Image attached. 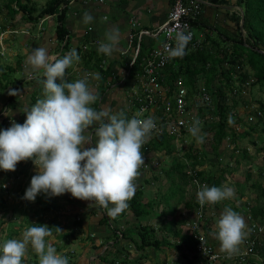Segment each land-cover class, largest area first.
Returning <instances> with one entry per match:
<instances>
[{
	"label": "crops",
	"instance_id": "1",
	"mask_svg": "<svg viewBox=\"0 0 264 264\" xmlns=\"http://www.w3.org/2000/svg\"><path fill=\"white\" fill-rule=\"evenodd\" d=\"M200 1H203L205 7L200 17L199 24L193 26L195 37H201L205 42V48L211 47L213 42L214 46H212V50H219L227 47L229 41L236 33L235 24L232 20L234 17L233 14H239L241 10L236 5V0H222L218 4L210 3L209 0ZM170 3L171 0H106L103 3H99L97 0H69L66 5L61 6L65 8L63 18V40L66 42L65 48L62 46L64 41L58 40L55 36L54 25L56 24V20L54 16H51L49 20L42 23L40 29H36L35 33L29 31L24 33L26 34V37L23 38L24 40H17V42L21 45V50L26 48L29 49L31 53L34 48L44 47L48 50L49 55L53 57H60L63 50H65V54H67L74 48L80 56V61L66 69V80L68 82H73L87 76L89 86L95 94H98V87L102 82L101 74L98 79L94 78L95 74H99L94 68L96 64L95 60L101 58L98 68L101 70L107 69L109 75L104 79V87L101 86V89H99L102 91L98 96L99 99L91 106L96 109L107 106L111 108L113 112L123 111V108L129 106V96L135 91L134 82L137 80L136 76L134 79L132 77L129 79L127 78L130 73L129 67L135 56L133 49L138 46V50L141 51L140 63L138 65L142 72L144 59L162 42L160 35L156 37H149L146 35L139 36V32H154L157 30L166 19ZM85 13H90L93 17V21L89 24L83 21ZM240 20L237 32L239 31L241 35H243L241 17ZM113 29L118 30L119 35L118 40L115 41V51L111 57H108L99 53L97 49L100 42H106V33ZM130 34L132 35L131 44L128 43V36ZM159 38L160 41L157 42ZM29 42L30 45H28ZM90 51L94 52L89 54ZM30 53H24V64L21 61L23 56L16 54L18 63L16 62L15 65L18 67L21 61V66L18 67L19 70L22 71L21 78H25V74H30L32 79L30 80L29 78V81L23 80L21 82L12 81V84H16L15 87L17 88L14 93L12 92L13 94H9L11 91L10 88L9 92L7 91L5 99L0 95V107L6 103L1 118L5 119V117H7L9 121L11 119L16 122L24 115V110L27 107L33 105L37 99L42 98L40 96H35L34 101H31V96L35 90L34 86H32L34 84L33 78L41 77L42 74L39 75V73L40 71L43 73V69L33 70L28 60ZM126 80H129V86H125ZM198 82L201 83L202 80H197V83ZM4 89L9 88L7 87ZM9 111L12 114L11 117L5 115L8 114ZM7 126H11L10 122H8ZM89 131L93 130L90 129ZM89 146L94 147V141L91 145H85L86 148ZM145 156H147V162L150 164V162L157 160L159 155L148 151ZM26 162L27 168L23 170L22 173H17V175V170L9 172L8 174L1 173L0 171V199L4 201V207L6 206L7 209L13 208V210H21L25 205V207H27L26 200L22 199L21 202V200H19L20 198L17 197H19L22 186L25 188L29 186L31 177L36 174V170L31 160ZM22 165H24L23 161ZM200 168L201 167H199V170H201ZM139 172L140 175L136 178L134 183L136 184V190H141V194L138 197V201H140L141 205L139 206V210L142 209L140 220L133 217L129 206L121 214L112 217L108 215L107 209L90 203L89 201L75 199L68 193L46 200L47 203L49 202L55 207V210L43 216V224L47 225L51 221L55 224V220L58 221V219L64 224L68 219L70 225L67 226H72V231H76L77 229L80 233L77 239L74 237V239H76L75 241L80 246V251L78 253L73 251L69 259V264H124L125 262V264H181V260L186 261V259L181 256L180 252L166 247H147L143 248L142 251H137L132 244L131 241L136 240L137 229L135 226L138 224L151 227L154 231L153 234L158 240L162 239V241H167L170 244L178 242L185 233L183 224L184 217L182 214L187 210L182 208V203L176 202V197H172L173 193L169 194V190L173 189L169 188L167 177L160 172L159 167L158 169L149 167L145 170L140 168ZM23 174H25V177ZM151 176L155 178H150ZM197 178L199 179L198 175ZM191 190V185H189L185 192L189 198L191 197V201H193L194 197ZM166 194L168 196L169 205L173 207V212H169L170 214H167L168 210H164L165 208H163L162 205V198H164ZM40 201L41 203L44 202L41 198ZM110 207H112V205H110ZM72 208L76 210L74 211ZM135 209H138L137 205ZM212 211L217 212L214 208H212ZM15 213L16 212L13 213L15 216L13 220L20 224L22 222V216L19 215V213L15 215ZM105 214L110 217V219H108V224L111 225L110 228L101 222V217ZM240 215L243 218L245 217L244 214ZM9 218L10 217H6V219H2L0 222V244H2L5 239H9L8 236L5 235L6 230L4 229L5 221H11ZM73 218H79L80 227L75 228L73 226ZM163 218L164 220L162 221L164 222L161 224L160 221ZM19 224L16 225L18 226ZM210 228L211 224L209 218V223L208 226L205 227V231H207L208 238L211 241L214 243H216V241L219 242L215 237V233L214 235L210 234ZM110 229L115 231L114 236L118 235L120 230H124L126 236L124 239H121V236L115 238L111 232L113 230ZM20 230L17 229V233H15V235L17 234V239L22 237L21 233H19ZM18 234L20 235L19 238ZM87 235L88 238H85ZM49 237L45 238L46 241ZM82 239L90 240L86 244V242L81 241ZM100 239L102 243L98 242ZM61 242L59 238H55L51 241L54 246ZM214 246L216 248L218 247L216 245ZM158 250H160V252H158ZM58 252L57 249V253ZM29 253L30 250L28 246L26 257H28ZM25 258L22 260V263H25V261L27 264L30 263V261ZM30 258L32 264H39L35 254L30 256Z\"/></svg>",
	"mask_w": 264,
	"mask_h": 264
},
{
	"label": "clouds",
	"instance_id": "2",
	"mask_svg": "<svg viewBox=\"0 0 264 264\" xmlns=\"http://www.w3.org/2000/svg\"><path fill=\"white\" fill-rule=\"evenodd\" d=\"M50 18L45 16L38 25ZM83 21L91 23L92 15L85 13ZM118 35L116 29L106 33V42H100L97 51L111 57ZM189 39L190 35L178 33L177 47L171 54L182 56ZM28 60L34 71L43 69L42 98L24 110L23 124L7 119L11 126L0 129V171L13 172L19 162L31 160L36 174L31 177L22 197L24 200L34 202L40 194L58 197L68 193L75 199L107 209L108 215L116 217L128 208L127 202L135 195L134 181L144 165L143 155L148 152H142V146L156 128L155 119L151 116L142 118L143 110L128 118L123 111L113 112L107 106L92 107L99 97L90 88L87 76L73 82L66 80V69L80 61L74 48L63 57H53L46 48L37 47L31 51ZM94 78L98 79L99 74ZM5 115L11 117L12 114L9 111ZM229 122H233L231 118ZM199 124L198 120L193 121L188 130L202 143ZM93 141L94 147H85ZM193 183L197 185L196 199L201 207L215 205L234 194L229 187H209L200 185L199 181ZM206 226L208 224L204 225L203 231ZM215 228V237L222 249L216 248L204 232L208 241L229 254L238 251L247 234L244 218L228 207L219 216ZM53 229L62 233L58 227L31 224L20 239H5L0 244V264H22L29 245L39 264H69L66 255L57 253L46 242L45 238L52 235ZM185 233L188 235L186 230ZM198 261L197 257L192 264Z\"/></svg>",
	"mask_w": 264,
	"mask_h": 264
},
{
	"label": "trees",
	"instance_id": "3",
	"mask_svg": "<svg viewBox=\"0 0 264 264\" xmlns=\"http://www.w3.org/2000/svg\"><path fill=\"white\" fill-rule=\"evenodd\" d=\"M68 1L69 0H46L43 5L38 7L34 0H4L2 6L6 9V16L9 19L13 18L15 14L20 13L21 20L32 26L37 25L38 21L45 16H54L56 20V24L54 25L55 36L58 40L64 41L63 18L65 8L61 6L66 5ZM220 1L222 0H209V2L213 4H218ZM236 5L241 10L239 14H233L234 17L232 20L235 24L236 33L229 41L227 47L219 50H212L214 42L211 47L205 48V42L203 41L200 49L190 51L181 58H173L169 64H166L162 69L155 72L156 83L161 88L167 89V94L165 95L166 99L176 88L178 81L180 85L186 89L187 97H193V95L197 93V80H202L204 90L209 93L211 97L210 108H201V106L193 102L198 113L196 120L200 122L199 132L203 139L209 140V155L200 151L193 143H190L182 156L178 157L175 153L180 151V148H174V143H172L174 142L173 136L167 134L151 137L148 139L147 143L143 145L146 146L147 151L157 153L161 158L162 156H171L170 159L172 160L165 165L160 164L159 170L167 177L169 188L173 189L169 190V194L173 193L172 197H176V202L182 203V208L188 211L191 210L193 206H196V200L193 198V201H191V197L189 198L185 192L186 188L190 185L189 177L185 174V169H195L199 180L204 181L209 187H221L228 176L232 175L235 167L244 166L247 167V169L250 168L252 162H249V160L253 159L252 150L250 147H239V143L249 138L251 145L254 146L257 144L259 138L257 137V133H254L253 137V132L256 129L264 132V125H262L264 121V100L254 99L253 102L256 106L251 108L248 100H244L243 97L239 95L247 87L255 86L260 90H264V0H236ZM240 17L242 18L243 35H241L239 31L237 32ZM12 26L13 25H10L12 28L10 30H14ZM1 28L2 30L5 29L3 25ZM65 45L66 42L64 41L62 46L65 48ZM92 52L94 51H90L89 54ZM140 57L141 51L138 50L133 63L129 67L130 73L127 77L128 79L131 77L134 79L135 76L137 77V75L142 74L140 71L141 68H139L138 65L140 63ZM95 62L94 68L99 72V75L101 74L102 82L98 87L101 89V86L104 87L105 85L104 79L108 77L109 72L107 69L101 70L98 68L101 58H97ZM31 79L32 77L30 80ZM33 79L34 84L32 86H34L35 90L31 96V101H34L35 96L42 97V84L40 81L43 79V76L41 75L39 78L34 77ZM13 81L21 82L23 78L14 79ZM12 83L13 82L9 83V81H5V83L0 82V90L9 87L11 88L9 94H13L17 88L15 87L16 84L13 85ZM129 85V80H126L125 86ZM137 88H139V83ZM99 89L97 92L98 96L102 92ZM129 97V106L123 108V112L126 115L129 114L130 116L127 117L131 118L133 116L132 113L136 112L137 103L134 94H131ZM158 101L160 102V99ZM5 106L6 103L0 107V129H6L8 127L7 117H5V119L1 118ZM240 108L244 110L242 114L239 115H243V113L246 114V119L237 116ZM208 115L214 118L211 122L207 121ZM230 118L233 121L232 123L229 122ZM248 118H250L249 121L247 120ZM24 120L25 114L17 120L16 123L23 124ZM182 132L183 131H181V133ZM223 141L226 143L223 146L224 148L221 149ZM261 148L262 146H259L257 151ZM225 149L229 150L227 156L228 160L224 166H221L219 165V159L224 154ZM143 156L144 162H147V156ZM211 159L213 161H211ZM208 160L211 161L209 163V171L204 172L199 170V167ZM23 163L24 165H22V162L17 164L15 169L17 170L16 175L17 173H22L23 170L27 168V162L23 161ZM247 169L244 173L245 179L251 176ZM2 172L4 174L9 173L1 171V173ZM23 176L25 177V174H23ZM150 178L155 177L151 176ZM140 194L141 190L137 189L134 197L127 202L133 217L139 220L142 216V209L139 210V206H141L140 201H138ZM241 196L242 195H239L237 198ZM35 200L34 204H36V206L25 207V205L24 208H22L25 210H13V208L7 209L6 206L4 207L5 203L0 199V207L4 208L3 211H0L3 212V214L7 211V217L8 215L9 217H13L14 212H16L15 215L19 213V215L23 217V222L25 219L27 221L26 228L30 227L31 224L45 225L42 222L43 216L52 213L55 207L49 202L41 203L40 198H36ZM162 200L163 208H165L164 210H168L167 214L172 213L173 207L168 203L167 194ZM258 200L262 203V206L257 209L261 216L258 220L262 222L264 218V186L259 188ZM136 205L138 209H135ZM254 205L249 203V201H245L242 207H233L231 209L238 214H245V211L254 207ZM29 212H31L30 215ZM247 213H249V211H247L246 214ZM164 218L161 219V224H163L164 221L162 220H164ZM108 219H110V217L106 214L102 215L101 222L110 228L111 225L108 224ZM47 226L49 228H55V224L52 221L49 222ZM73 226L75 228L80 227L79 218H73ZM135 227L137 229L136 240H132L131 242L137 251H142L143 248L147 247H166L180 252L181 256L186 259L187 264H192L197 260V257L193 254L195 241L190 236L186 235V233L181 236L178 242L170 244L167 241H162V239L158 240L153 234V229L149 226L138 224ZM69 232L71 235L73 234L72 229ZM111 232L114 236L115 231L113 230ZM204 232L208 236L205 228ZM53 233L55 234V229L52 230V234ZM119 235L121 239H124L126 236L124 230H120ZM114 237L117 238L118 235ZM8 238L10 239V236H8ZM85 238H88V235ZM81 241H83V239Z\"/></svg>",
	"mask_w": 264,
	"mask_h": 264
},
{
	"label": "built area",
	"instance_id": "4",
	"mask_svg": "<svg viewBox=\"0 0 264 264\" xmlns=\"http://www.w3.org/2000/svg\"><path fill=\"white\" fill-rule=\"evenodd\" d=\"M106 0H97L103 3ZM205 4L200 0H171L169 11L165 21L154 32L140 31L139 36L146 35L156 37L160 35L162 42L144 59L142 64V74L137 76L134 82L135 101L137 103L136 112H142V118L151 116L155 119L156 128L152 131L151 137L161 134L173 136V141L180 142L189 134V127L196 121L198 113L193 102L197 103L201 108L211 107V97L202 85L198 82L197 93L193 97L188 98L186 89L177 82L176 88L166 99V88H161L155 80V72L159 71L166 64H169L173 58H181L190 51L200 49L202 44L201 37H195L193 26L199 24L200 17L203 13ZM183 33L190 35V39L184 49L182 56H173L171 53L177 47V34ZM132 35L128 36V43L131 44ZM136 56L137 48L133 49ZM133 58V61L135 59ZM133 61L131 63H133ZM26 78H31L27 75ZM160 99V102L158 101ZM158 101V102H157ZM214 118L207 116V121L211 122ZM248 121L250 118L247 119ZM181 131H183L181 133ZM150 137V138H151ZM149 138V139H150ZM142 152L146 153V146L142 147ZM158 161L154 160L150 164L144 162L142 170L149 167L158 169ZM185 174L189 177L191 185V193L196 200V206L191 210H187L182 214L184 229L189 236L195 241L194 254L197 255L199 261L196 264H256L260 262L264 264V218L261 224L250 220V213L245 211L246 236L239 244L238 251L229 254L224 250H218L208 241L203 227L209 223V218L213 215L207 212L208 204L201 207L196 199L198 190L194 181H199L200 185H206L197 178L195 169L186 168ZM245 221V223H246ZM118 236H120L118 234Z\"/></svg>",
	"mask_w": 264,
	"mask_h": 264
},
{
	"label": "rangeland",
	"instance_id": "5",
	"mask_svg": "<svg viewBox=\"0 0 264 264\" xmlns=\"http://www.w3.org/2000/svg\"><path fill=\"white\" fill-rule=\"evenodd\" d=\"M46 0H34V2L36 3V5L39 7L41 5H43L45 3ZM4 0H0V52H3L0 55V82L4 83L5 81H9V83H11L13 81V79H20L21 75H22V71L19 70L18 67H20V63L22 61V63L24 64L25 61V54H29L30 51L29 49H20L21 45L17 42L18 41H23L26 37V34L28 31L31 33H35L36 29H40V26L37 24L35 26H32L31 24H28L26 22H23L21 20V14L17 13L14 15L13 18L9 19L6 16V9L2 6L3 5ZM2 25L5 27L4 30L6 29H12L10 27V25H13L12 27L14 28V31L16 33H12L13 31L10 30H6L5 32H2ZM160 41V38L158 39L157 42ZM26 45V44H24ZM28 45H30V42L28 43ZM3 48V49H1ZM22 48V47H21ZM25 53V54H24ZM16 54H19L21 56H23V59L20 61L18 67L16 64L17 60H16ZM65 55V50L62 51V55L60 57H63ZM20 57V56H19ZM18 63V62H17ZM9 67V68H7ZM24 70V68H23ZM42 72L40 71L39 75H41ZM27 75L25 74V78H23V80L25 81H29V78H26ZM9 88V87H8ZM9 89H2L0 90V95L5 99V97L7 96V91L9 92ZM241 97H243L244 100H248L249 105L251 106V108L255 107V103L253 102L254 99H262L264 100V90H260L257 87H247L245 88L240 94ZM252 99V101H251ZM244 109L240 108L238 111V115L240 116L242 119H246V114L243 113V115H239L242 114V111ZM119 112V111H118ZM135 112L132 113V115H134ZM127 116L129 117L130 115L127 114ZM262 125H264V121L262 123ZM244 127V126H243ZM254 133H257V137L259 138L257 140V144L256 145H251L250 143V139L246 138L243 140V142L239 143V147H250L253 153V159L249 160V162H252L250 164V168L247 169V167H235L233 169V173L232 175L228 176L227 180H225L222 183L221 187H229L233 189V196L229 199L223 200L215 205H208L207 208V212L211 213L213 216L210 217V224H211V228H210V234L214 235L216 228V221L218 220L219 216L221 215V213L223 212L224 208L228 207V208H233V207H242L243 203L245 201H249V203H252L254 205V207L249 209V213H250V220H253V222L259 223L261 224V222L258 220L260 219V214L258 212V208L260 206H262V203L259 202L258 197H259V188L261 186H264V132L259 131L258 129H256L253 132V137H254ZM199 135L201 136V133L199 132ZM184 141H174L172 143H174V148H180V151L176 152V156L181 157L183 152L188 148V145L190 143H193L194 146H196L200 151H202L203 153L205 152L206 154L209 155V140L203 139L202 143H199L196 137H193L190 133L187 134V136L183 139ZM225 141H223L222 145H221V149H223L224 145H225ZM259 146H262V148L257 151V148ZM228 154H229V150L225 149L224 154L221 156V158L219 159V165L224 166L225 163L228 160ZM159 155V154H158ZM169 158V159H168ZM171 156H158L157 157V161L162 165H165L166 163H169L172 159H170ZM212 158V157H211ZM211 161H213L211 159ZM211 161H205V163H203V165L201 166V171L207 172L210 169V162ZM165 162V163H163ZM248 170L250 172V177L245 179V170ZM217 173V172H216ZM262 173V174H261ZM167 184V183H166ZM27 188H25L24 186H22L21 192L19 193V200H21L22 202V197L25 193V190ZM239 195H242L241 197L237 198ZM36 198H41L45 203H47L46 200H49L51 197H48L44 194H40L38 195ZM36 201V200H35ZM34 201V202H35ZM34 202H28L27 206H36V204H34ZM164 207V206H163ZM212 208L216 209L217 212L212 211ZM73 209V208H72ZM0 210H4V208L0 207ZM74 211L76 209H73ZM5 214H3V212L0 211V222L2 221V219H6L7 217V211H5ZM31 214V212H29V215ZM245 215V214H244ZM9 217V215H8ZM14 215L13 217H10L9 220L11 221H5V227L4 229L6 230L5 235L10 236L11 239H13L14 237L17 239V236L15 235V232L17 233V229L20 230L19 233H21L22 236V232L23 230L25 231L26 229V219L23 222V217H22V222L19 224L16 223L13 219H14ZM8 219V218H7ZM30 221V220H29ZM246 221V220H245ZM33 222V221H32ZM9 225H8V224ZM70 221L67 219L66 222H64V224L61 222V220L58 219V221L55 220V228H60L62 233H57L55 231V235L53 234L51 237H49V239H47V243L50 244L52 247H56V251L58 249V253L62 255H66L68 257V260L71 258L73 251L76 253H78L80 251V246L79 244L75 241L79 236L80 233L77 231H73V234L71 235V233L69 232L72 229V226H67L70 225L69 224ZM16 224H19L18 226ZM247 224V221H246ZM23 229V230H22ZM16 230V231H14ZM22 231V232H21ZM63 235V236H61ZM1 237V236H0ZM20 237V235L18 234V238ZM76 238L73 240V238ZM55 238H59L62 242L58 245H53V243H51V241H53ZM90 239H83L84 242H89ZM98 242H101V239L98 240ZM216 246L220 247V243L216 241V243H214ZM29 250L30 253L28 255V257H26L25 259H28L30 261V263L28 264H32V260L30 258V256L34 255L35 253L33 252L31 245H29ZM158 252H160V250H158ZM36 256V254H35ZM37 257V256H36ZM37 261H38V257H37ZM36 261V262H37ZM39 262V261H38ZM181 264H187L186 261H180ZM26 263V261H25ZM22 263V264H25ZM27 264V263H26ZM157 264V263H156ZM225 264H232V263H225ZM256 264H261L260 262H257Z\"/></svg>",
	"mask_w": 264,
	"mask_h": 264
},
{
	"label": "water",
	"instance_id": "6",
	"mask_svg": "<svg viewBox=\"0 0 264 264\" xmlns=\"http://www.w3.org/2000/svg\"><path fill=\"white\" fill-rule=\"evenodd\" d=\"M240 25H241V20H240Z\"/></svg>",
	"mask_w": 264,
	"mask_h": 264
}]
</instances>
